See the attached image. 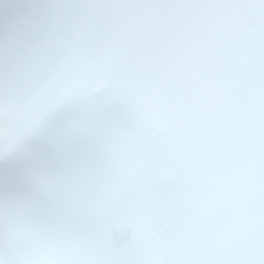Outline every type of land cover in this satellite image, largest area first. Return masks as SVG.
Returning <instances> with one entry per match:
<instances>
[{"label": "clouds", "instance_id": "9594fccd", "mask_svg": "<svg viewBox=\"0 0 264 264\" xmlns=\"http://www.w3.org/2000/svg\"><path fill=\"white\" fill-rule=\"evenodd\" d=\"M0 264H264V0H0Z\"/></svg>", "mask_w": 264, "mask_h": 264}]
</instances>
